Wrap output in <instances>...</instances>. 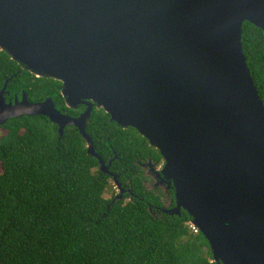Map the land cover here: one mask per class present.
I'll return each instance as SVG.
<instances>
[{"label": "water", "instance_id": "1", "mask_svg": "<svg viewBox=\"0 0 264 264\" xmlns=\"http://www.w3.org/2000/svg\"><path fill=\"white\" fill-rule=\"evenodd\" d=\"M264 32V0H0V50L62 84L74 118L50 98L6 104L9 119L43 116L86 132L94 105L132 127L163 158L175 207L206 239L215 264H264V105L242 50V26Z\"/></svg>", "mask_w": 264, "mask_h": 264}, {"label": "trees", "instance_id": "2", "mask_svg": "<svg viewBox=\"0 0 264 264\" xmlns=\"http://www.w3.org/2000/svg\"><path fill=\"white\" fill-rule=\"evenodd\" d=\"M241 44L264 105V32L244 22ZM10 78L11 99L50 98L74 118L86 109L68 108L60 81L36 77L0 50V89ZM86 132L124 190L120 200L105 197L113 179L87 154L75 127L60 136L43 116L12 118L1 127L0 264H214L204 236L189 228L190 215L163 212L162 197L145 187L142 166H163L159 151L95 105Z\"/></svg>", "mask_w": 264, "mask_h": 264}, {"label": "flooded vegetation", "instance_id": "3", "mask_svg": "<svg viewBox=\"0 0 264 264\" xmlns=\"http://www.w3.org/2000/svg\"><path fill=\"white\" fill-rule=\"evenodd\" d=\"M3 88V87H2ZM1 90V89H0ZM22 95H23V93L21 94V96L18 98L17 97V95H14V97H13V99H11L10 98V93H9V91L7 90V87H6V90H5V93H4V99H5V102H6V104H8V103H14L15 102V100L17 99L18 101H20L21 100V98H22ZM3 126V125H2ZM1 126V127H2ZM1 127H0V135H1ZM110 167V166H109ZM149 168V171L151 172V174L154 176V178L156 179V182H157V184H160V181H161V178L159 177H157L156 176V170L155 169H157V168H159V167H155L151 162H148L147 164H144L143 166H142V170H143V173H144V177L146 176L145 175V168ZM161 167V166H160ZM109 169V168H108ZM145 180H146V178H145ZM147 181V180H146ZM146 181H145V187H146ZM167 185V184H166ZM165 185V183H164V186H166ZM147 188V187H146ZM156 188V187H155ZM148 189V188H147ZM148 190H150V189H148ZM172 190H173V188L172 187H167L166 189H165V191H164V194L163 193H157L156 192V190H150V191H154L155 193H157L158 195H160L161 197H162V201L164 200V198H166L167 200H168V205L167 206H165V203L163 202V206H164V208H166V210H171L172 208H174L175 207V201H174V199L173 198H171L170 197V193L172 192Z\"/></svg>", "mask_w": 264, "mask_h": 264}, {"label": "rangeland", "instance_id": "4", "mask_svg": "<svg viewBox=\"0 0 264 264\" xmlns=\"http://www.w3.org/2000/svg\"><path fill=\"white\" fill-rule=\"evenodd\" d=\"M164 163V162H163ZM163 166L155 169L156 171V176L159 178H161V181H160V184H157L156 182V179L154 178V176L151 174V172L149 171V168H145V178H146V187L150 190H156L157 193H163L164 194V191L165 189L169 186V184L167 183V181H165L163 178H162V175H160V172H161V168ZM1 170V169H0ZM164 183L166 186H164ZM114 181H111V186H114ZM116 187V186H115ZM113 190H108V193L105 195L106 198H110L112 196H117L118 195V189L115 188ZM156 187V188H155ZM163 202L165 203V206L168 205V200L166 198H164ZM215 264V263H214Z\"/></svg>", "mask_w": 264, "mask_h": 264}, {"label": "built area", "instance_id": "5", "mask_svg": "<svg viewBox=\"0 0 264 264\" xmlns=\"http://www.w3.org/2000/svg\"><path fill=\"white\" fill-rule=\"evenodd\" d=\"M188 225H189L190 230L193 232V234H198L200 232V230L196 226L192 225L191 223H189Z\"/></svg>", "mask_w": 264, "mask_h": 264}]
</instances>
